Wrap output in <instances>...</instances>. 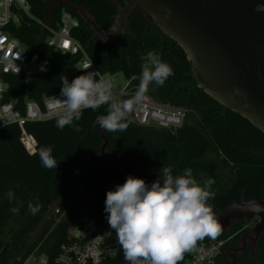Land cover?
<instances>
[{
	"label": "trees",
	"instance_id": "16d2710c",
	"mask_svg": "<svg viewBox=\"0 0 264 264\" xmlns=\"http://www.w3.org/2000/svg\"><path fill=\"white\" fill-rule=\"evenodd\" d=\"M26 1L32 18L21 15L19 24L4 30L30 53H40L41 59L48 61V67L28 83L20 74L5 75L0 71V83L6 87L0 95V105L14 101V109L24 114L25 100L41 105L44 97L60 91L65 78L71 81L84 74L77 66L81 54L53 52L44 42L47 34L35 22L39 20L57 29L60 14L66 10L79 22L72 36L101 76L120 73L128 87L135 89L144 63L142 55L153 51L168 63L174 74L163 87L149 85L146 95L161 104L185 110V117L180 128L170 131L135 125L128 115L126 130L106 132L94 123L97 116L106 114L104 105L96 111L84 110L79 121L63 130L55 127L56 118L0 129V264H22L36 248L38 254L53 258L62 243H70L68 229L79 224L82 213H98L105 186L113 180L118 184L125 182L111 174L115 165L120 174L147 183L157 180L164 166L171 167L174 176L190 168L201 184L212 178L215 198L208 204L215 212L242 199L264 200V134L199 89L182 49L156 27L146 25L138 9L127 14V28L116 42H103L63 3L60 8L49 10L57 0ZM66 1L87 11L99 29L108 31L114 24L117 8L123 9L131 0ZM25 137L34 143L32 152H28L23 142ZM42 147H51L58 163L56 169L41 165L38 154ZM9 191L14 192L11 202L6 195ZM29 203H39L40 211L32 215ZM12 208L18 211L13 213ZM56 209L58 214L54 213ZM240 228L237 225L230 234ZM236 241L235 238L229 243ZM106 243L115 249V255L104 264H127L114 232ZM234 264H264V234L259 237L253 256H236Z\"/></svg>",
	"mask_w": 264,
	"mask_h": 264
},
{
	"label": "clouds",
	"instance_id": "9594fccd",
	"mask_svg": "<svg viewBox=\"0 0 264 264\" xmlns=\"http://www.w3.org/2000/svg\"><path fill=\"white\" fill-rule=\"evenodd\" d=\"M257 11L264 12V6ZM141 60L144 63L139 85L124 100L115 98L114 84L100 78L98 72L88 71L71 81L65 78L60 88L65 107L57 115L55 127L63 130L79 121L84 110L96 111L107 105L106 114L97 116L95 125L106 132L126 130L129 113L145 100L149 85L163 87L174 74L171 66L153 51L142 55ZM38 155L43 167L57 168L51 147H42ZM158 176L157 180L147 183L129 175L123 184L106 192L103 211L127 264H178L197 241L206 237L215 239L221 232L222 225L208 204L215 198L212 178L201 184L190 168L174 176L172 168L167 166L160 169ZM6 195L10 202L14 199V192ZM40 207L39 203H29L28 211L35 215ZM10 211L16 213L18 209Z\"/></svg>",
	"mask_w": 264,
	"mask_h": 264
},
{
	"label": "water",
	"instance_id": "95a60500",
	"mask_svg": "<svg viewBox=\"0 0 264 264\" xmlns=\"http://www.w3.org/2000/svg\"><path fill=\"white\" fill-rule=\"evenodd\" d=\"M130 3L182 49L199 89L264 134V12L257 11L264 6V0H131ZM63 4L75 12L84 26L98 30L87 11L66 0ZM116 19L117 15L114 22ZM111 174L123 180L128 177L120 174L116 165ZM215 216L223 233L230 234V221L237 224L257 219L251 240L256 243L264 234V200L233 203Z\"/></svg>",
	"mask_w": 264,
	"mask_h": 264
},
{
	"label": "built area",
	"instance_id": "2783aa9c",
	"mask_svg": "<svg viewBox=\"0 0 264 264\" xmlns=\"http://www.w3.org/2000/svg\"><path fill=\"white\" fill-rule=\"evenodd\" d=\"M21 15L30 16V6L26 0H0V71L5 75H22L25 83H28L34 75H40L47 70L48 61L40 57V53L33 52L13 38L4 29L9 25H17ZM35 21V20H34ZM47 34L44 42L48 48L58 54L75 55L80 53L81 60L78 68L84 73L88 71L98 72L84 49L72 36V31L79 27V22L70 12L62 10L57 29L35 21ZM99 74V73H98ZM99 77L102 78L99 74ZM126 86L122 89L121 96L133 95L137 88L130 89ZM6 87L0 83V95L5 93ZM115 97V98H120ZM60 91L50 97H44L39 105L33 100H25L24 114L14 109V101L0 105V129L7 125L17 124L20 127L25 122H41L56 118L65 105ZM141 127H157L174 131L182 126L185 110L154 101L148 95L145 100L129 113V120ZM28 152L33 151L34 143L28 138H23ZM118 185L116 180L105 186V195L98 203V213L87 215L82 213L79 224L75 223L68 229L70 243H62L53 258L44 254H38L36 248L22 264H104L107 259L115 255V249L108 247L106 243L112 235L106 214L104 213V201L106 192L113 190ZM58 214V210L54 211ZM228 235L227 237L224 236ZM232 235L220 232L215 239L204 238L197 241L196 245L183 254L182 264H228L227 254Z\"/></svg>",
	"mask_w": 264,
	"mask_h": 264
},
{
	"label": "flooded vegetation",
	"instance_id": "af4514ba",
	"mask_svg": "<svg viewBox=\"0 0 264 264\" xmlns=\"http://www.w3.org/2000/svg\"><path fill=\"white\" fill-rule=\"evenodd\" d=\"M128 5H130V9L128 11V13H130L134 9V6L131 3H128V4H126L125 7H127ZM118 15H119V13L117 12V19L115 20L114 24L112 25V27L108 31L101 30V29H99V27H98V30H96L94 28L91 29L94 32V37L97 40H100L103 42L112 40V41L116 42L118 35L120 33H123V30L121 29V28H123V24H126V22H127V17L124 19V21L122 20V22H121L120 19H118ZM126 27H127V24H126ZM243 200L244 199H242L241 201H243ZM241 201H239V202H241ZM213 212L216 215L219 211H216V212L213 211ZM257 222H258L257 219H255L251 222H248L246 220H242L241 222H239L237 224H235L234 221H230V230L235 228L237 225L241 226L243 223L251 224V225H250V227H247V226L245 228L241 227L240 229H238L237 232L230 234L233 236L232 239L230 240V242L232 240H234L235 238L237 239V241L234 243H230L228 246V249L230 250L228 252L229 254H227L229 264H234V260H235L236 256H239L242 254H248L250 256H253L257 242L253 243V241L251 240V237H253L252 230H253V228Z\"/></svg>",
	"mask_w": 264,
	"mask_h": 264
},
{
	"label": "rangeland",
	"instance_id": "374dc122",
	"mask_svg": "<svg viewBox=\"0 0 264 264\" xmlns=\"http://www.w3.org/2000/svg\"><path fill=\"white\" fill-rule=\"evenodd\" d=\"M61 3H64V0H57L56 2H54L53 4H51L49 6L50 7L49 10L56 8ZM129 9H130V6H127V7L123 8V9H121V8L118 9V13H119L118 19H120L121 22H122V20L124 21V19L127 17V14H128ZM136 9H138V8L136 7ZM138 11H140V13L142 14V11L141 10L138 9ZM143 18L145 19V24L146 25L151 26L153 28L156 27L155 24H154V22L152 20H150L147 16H143ZM126 28H127L126 27V24H123V28H121V29L124 31V30H126ZM102 78L103 79H109V80L112 81V83L114 84L113 92H114V96L115 97L121 96L122 89L127 84V81H126V79L124 78V76L122 74L118 73V74H114V75H104ZM158 178H159V176H158ZM250 225L251 224L243 223L241 225V227H244V228L246 226L247 227H250ZM39 230H40V228L37 230V233H38ZM35 236H36V234L32 235L31 240H33Z\"/></svg>",
	"mask_w": 264,
	"mask_h": 264
}]
</instances>
